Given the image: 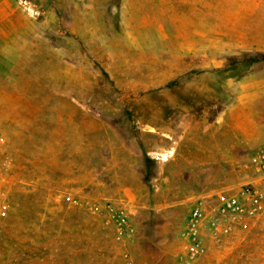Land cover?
<instances>
[{
  "label": "rangeland",
  "instance_id": "rangeland-1",
  "mask_svg": "<svg viewBox=\"0 0 264 264\" xmlns=\"http://www.w3.org/2000/svg\"><path fill=\"white\" fill-rule=\"evenodd\" d=\"M260 117L264 0H0V264H264Z\"/></svg>",
  "mask_w": 264,
  "mask_h": 264
},
{
  "label": "built area",
  "instance_id": "built-area-1",
  "mask_svg": "<svg viewBox=\"0 0 264 264\" xmlns=\"http://www.w3.org/2000/svg\"><path fill=\"white\" fill-rule=\"evenodd\" d=\"M28 13L36 16L38 12L34 8L24 5ZM3 139L0 136V149ZM240 170L252 176V185H246L233 195H225L220 192L217 194L218 213L221 217L230 216V218L242 217H264V143L257 147L253 153L246 157L238 164ZM8 212V205L0 192V219L4 218ZM110 216L114 219L113 224L122 234L124 228V215L118 214L113 209L110 210ZM201 216L198 208L192 210L190 227H189V244L187 247V255L185 257L186 264L199 259L204 253V246L196 235V224ZM223 231L227 232V226L223 227Z\"/></svg>",
  "mask_w": 264,
  "mask_h": 264
},
{
  "label": "crops",
  "instance_id": "crops-1",
  "mask_svg": "<svg viewBox=\"0 0 264 264\" xmlns=\"http://www.w3.org/2000/svg\"><path fill=\"white\" fill-rule=\"evenodd\" d=\"M261 119L264 118V117H260ZM264 120V119H263ZM220 147H217L216 149H219Z\"/></svg>",
  "mask_w": 264,
  "mask_h": 264
}]
</instances>
